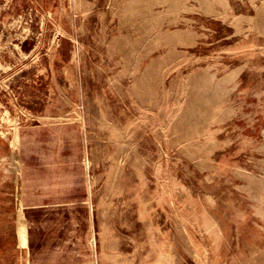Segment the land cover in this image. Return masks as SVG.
Masks as SVG:
<instances>
[{
	"label": "rangeland",
	"instance_id": "1",
	"mask_svg": "<svg viewBox=\"0 0 264 264\" xmlns=\"http://www.w3.org/2000/svg\"><path fill=\"white\" fill-rule=\"evenodd\" d=\"M70 122L96 264H264V0H0L1 242L15 132Z\"/></svg>",
	"mask_w": 264,
	"mask_h": 264
},
{
	"label": "crops",
	"instance_id": "2",
	"mask_svg": "<svg viewBox=\"0 0 264 264\" xmlns=\"http://www.w3.org/2000/svg\"><path fill=\"white\" fill-rule=\"evenodd\" d=\"M17 152L21 172L28 177L25 184L17 173L16 183L17 204L26 225L24 264H96L80 126L70 122L20 127ZM8 181L15 184L13 179ZM14 197L12 193L8 209L13 200L16 203ZM5 217L9 220L12 214ZM2 218L0 210V224ZM8 223L6 228L12 226ZM19 247L18 236L0 241V256Z\"/></svg>",
	"mask_w": 264,
	"mask_h": 264
},
{
	"label": "bare ground",
	"instance_id": "3",
	"mask_svg": "<svg viewBox=\"0 0 264 264\" xmlns=\"http://www.w3.org/2000/svg\"><path fill=\"white\" fill-rule=\"evenodd\" d=\"M12 136V135H11ZM19 139H20V131L17 130L15 132V135H14V139H13V146L14 147H18V144H19ZM13 150V149H12ZM7 156V155H6ZM14 156V155H13ZM3 157V156H2ZM9 161V160H8ZM4 165V164H3ZM13 165V164H12ZM7 166V165H6ZM15 169L16 171L21 175L22 177V180L25 181V184L28 183L27 179L28 177L25 176V174L23 172H21V166H19L18 164L15 165ZM15 171V172H16ZM9 173V172H8ZM27 173V172H26ZM33 175L37 176L39 175L40 173L39 172H31ZM28 174V173H27ZM4 175V174H3ZM6 176V175H5ZM4 177V176H3ZM15 178V177H14ZM4 179V178H3ZM11 180V179H10ZM30 181V179H29ZM16 182V181H15ZM17 193V192H16ZM10 203V202H9ZM18 238H19V243L21 246H25V241H26V230L24 229H20L18 228Z\"/></svg>",
	"mask_w": 264,
	"mask_h": 264
}]
</instances>
